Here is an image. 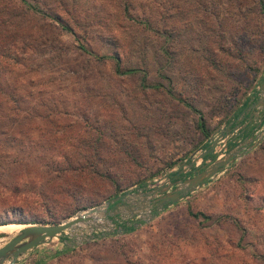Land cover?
Instances as JSON below:
<instances>
[{
    "label": "rangeland",
    "instance_id": "obj_1",
    "mask_svg": "<svg viewBox=\"0 0 264 264\" xmlns=\"http://www.w3.org/2000/svg\"><path fill=\"white\" fill-rule=\"evenodd\" d=\"M29 1L51 8L52 16L59 13L75 32L47 16L27 19L39 31L36 40L21 45L25 80L16 86L27 96L23 114L38 123L25 121L64 142L52 149L11 145L7 138L22 129L15 122L16 132L0 136V198L9 194L6 175L27 173L30 165L45 172L59 163L68 171H94L85 203L92 207L60 224L116 198L150 193L190 170L204 145L227 134L230 124L239 125L248 107L264 99V17L255 0ZM126 2L137 23L122 13ZM110 56H119L123 70L139 72L117 75L116 63L102 60ZM249 98L252 104L233 121ZM200 114L209 143L198 129ZM3 124L1 129L9 127ZM39 132L34 126L33 136ZM257 133L264 135V119ZM236 162L147 224L142 220L149 209L136 198L144 210L132 219L137 230L130 234L90 240L123 229L137 207L124 209L112 223L98 217L79 225L64 234L65 243L56 238L17 264H264V141ZM112 205L109 214L117 211ZM13 206L0 202V224L25 220ZM19 232L0 234V249ZM64 244L74 250L57 255Z\"/></svg>",
    "mask_w": 264,
    "mask_h": 264
},
{
    "label": "trees",
    "instance_id": "obj_2",
    "mask_svg": "<svg viewBox=\"0 0 264 264\" xmlns=\"http://www.w3.org/2000/svg\"><path fill=\"white\" fill-rule=\"evenodd\" d=\"M254 4L258 6L259 14L264 17V0H255ZM50 11L51 8H48V10L40 9L29 0H11L10 3L9 1L6 3L5 0H0V127L4 125L3 121L9 125V127L4 130L0 128V136L13 134L16 129L15 122H18L22 125V129L20 131L18 130V132L15 131L17 134L16 137L7 138V140L11 145H17L19 148L32 146L33 149H52L55 148L58 143L64 142L63 138H55L54 136L46 137L44 133H47V131L42 130L41 126L30 124L25 121L27 118H33V123H38V120L35 119L34 116H30L31 114H23L22 101H24L27 96L16 87L19 82L25 80V74L21 71L24 67L21 54L24 52H22L21 45L36 40L35 35L39 31L34 25H29L31 21L28 22L27 19L36 18L38 16H43L42 18H44L47 16L54 20L62 30L75 33L73 27L65 24L59 13L52 16ZM62 11L64 12V10ZM65 12L68 13L66 10ZM122 13H124L125 17L128 19L137 23L135 18L131 16V4L129 2L125 3ZM83 49L85 48L82 46V50ZM102 60H112L115 62L116 74L120 76L134 75L139 72V69L136 68L123 70L119 56L104 57ZM251 99L249 98L235 113V116L232 118L233 121L240 117L246 108L252 104ZM188 106L194 112L197 111L194 107ZM262 114L264 115V112H262L261 115ZM243 123H246V126H242V136L244 138H253L255 130L260 123L249 121L247 117H245ZM34 126L40 130L35 136L32 134ZM198 129L203 136V140L205 142L210 141L211 134L201 114L198 122ZM25 130L28 131L25 132ZM18 133L21 134V137L18 136ZM2 143L0 139V145ZM237 145V141L231 140L228 144V151L235 149ZM203 147L202 153H205L210 148V144L204 145ZM65 161L68 162L69 159L65 157ZM74 162L75 161H72V163ZM57 168L51 167V169L48 168L45 172L39 167L36 169L34 165H30V170H28L27 173L25 170L13 171L6 175L10 183L7 185L9 194L6 195V197L0 198V202L8 206L14 205L11 208L23 215L25 220L5 222L1 223L0 226L7 225L8 223L16 225H59L62 221L74 217L81 210L92 207V204L88 205L85 203L88 195L92 193L96 182L94 171L82 172V169L78 167L80 172H76L78 169L74 166L68 171L63 168V165L60 163L57 165ZM178 174L179 172L171 177L173 178ZM0 179L2 178L0 177ZM213 179L206 184H209ZM26 182L31 183L26 184ZM23 185L26 186L23 188ZM24 189H28L31 193H25ZM18 204H22V206ZM19 209L20 211H18ZM58 212L63 213L61 218L57 217L58 214L56 213ZM192 215L196 218L201 216L204 217V215L200 214L192 213ZM47 217L48 219H46ZM49 219L53 221L49 223ZM133 223V221H128L120 226L124 229V234H130L137 230ZM59 239L63 240L64 243L66 241L64 239V234L61 235ZM64 245L65 250L59 252L57 255L74 250L73 248H69L68 244Z\"/></svg>",
    "mask_w": 264,
    "mask_h": 264
},
{
    "label": "water",
    "instance_id": "obj_3",
    "mask_svg": "<svg viewBox=\"0 0 264 264\" xmlns=\"http://www.w3.org/2000/svg\"><path fill=\"white\" fill-rule=\"evenodd\" d=\"M264 90V85L262 86ZM260 107V113L264 112V99L251 105V108ZM260 119V127L263 124L264 115L262 114ZM264 141V135L256 134L253 138H246L242 145L237 146L235 149L228 152V154L221 160L215 161L211 164L195 167L196 163L205 158L212 156L220 142V139H212L210 148L203 153L199 158L194 160L190 165V170L180 172L178 176L193 173L192 177L185 180H178L175 183L163 185L157 187L150 193H144L143 190L138 194L125 195L120 198H116L108 202L105 206L106 220L112 223L115 218H119L123 213L115 215L107 213L111 204H117L120 206H129V201L141 198L140 203H144L147 209H149L148 216L142 221L147 224L157 218L158 215L164 213L168 208L180 203L191 194L195 193L201 187H203L210 180L215 178L217 175L224 173L229 167L235 164L236 161L242 159L245 155L251 152L253 149L258 147ZM161 195L160 197H157ZM135 202V201H134ZM99 208V207H98ZM93 208L88 210L85 214L77 216L76 218L54 226H43V225H29L27 228L22 230L13 240L7 243L3 248L0 249V264H5L9 259V264H17L19 258L31 251L34 248L40 247L61 235L66 234L68 231L76 229L79 225L93 222L95 219L91 218L92 214L98 213L99 209ZM137 211H132L127 219L141 217L142 210L144 207H137ZM141 210V211H140ZM137 227V226H136ZM98 228V227H96ZM116 234H124V229H120L117 233L105 232L99 236L90 237V240H101Z\"/></svg>",
    "mask_w": 264,
    "mask_h": 264
},
{
    "label": "built area",
    "instance_id": "obj_4",
    "mask_svg": "<svg viewBox=\"0 0 264 264\" xmlns=\"http://www.w3.org/2000/svg\"><path fill=\"white\" fill-rule=\"evenodd\" d=\"M243 121H244V119H243ZM258 134V133H257ZM240 137V138H239ZM238 138V139H237ZM216 139H220V142H219V144H218V146H217V148H216V150H215V153L210 157L211 158V160H209V162H207L208 161V159L207 160H205V161H203V160H201V161H199V162H197L196 163V165H195V167L194 168H196V167H199V166H202L203 165V163L204 162H207L208 164H211V163H213V162H215V161H218V160H221V159H223L227 154H228V152H230V151H228V144L230 143V141L233 139V141H237V143H239V145L242 143V139H243V136H242V134H241V130H240V127H238V129L237 130H235L234 131V133H232L231 134V136H224V135H218L217 137H216ZM239 145H237V146H239ZM207 164V165H208ZM168 183L170 184L171 183V180L170 181H168ZM168 183H166V184H163V183H161V184H157V186L152 190V191H154L157 187H161V186H163V185H168ZM160 196V195H159ZM137 200V199H136ZM139 200H141V198H139ZM137 201H135V203H136ZM129 205H130V203H129ZM130 210V209H129ZM130 220V219H129ZM128 220V221H129ZM119 221V219H116V221L114 222V223H116V222H118ZM130 221H133L132 219L130 220Z\"/></svg>",
    "mask_w": 264,
    "mask_h": 264
},
{
    "label": "crops",
    "instance_id": "obj_5",
    "mask_svg": "<svg viewBox=\"0 0 264 264\" xmlns=\"http://www.w3.org/2000/svg\"><path fill=\"white\" fill-rule=\"evenodd\" d=\"M256 107H254V108H250V107H248V110L245 112L246 114L244 115V119H245V117H247L248 119H250V118H254V119H256L257 120V117H259L258 116V111L260 110V108H259V110H258V107H257V109H255ZM253 115H254V117H253ZM250 121V120H249ZM241 122V121H240ZM241 126V124H239L238 125V123L236 124V126L234 127V128H230L231 127V124L228 126L229 128L227 129L226 128V130L225 131H227V134H225L224 136H231V134L232 133H234V131L235 130H237L238 129V127H240ZM212 137V136H211ZM211 140V139H210ZM232 141H233V139H232ZM244 141V140H243ZM237 162H235V164H236ZM235 164H233L231 167H229L230 169H232V167H234V165ZM228 171V169L224 172V173H222V174H219V175H223V174H225L226 172ZM206 185V184H205ZM204 185V186H205ZM203 186V187H204ZM202 188V187H201ZM200 188V189H201ZM198 191V190H197ZM134 201H136V200H132V202L131 201H129L130 202V205L127 207V205H123V206H120V205H117V204H113L112 206H111V208H116V212H114V213H112V215H115V214H118V213H122V212H124V209H125V211L127 210V211H131V210H134L135 209V207H137V203H135ZM182 201H184V200H182ZM181 201V202H182ZM180 202V203H181ZM129 209H131V210H129Z\"/></svg>",
    "mask_w": 264,
    "mask_h": 264
},
{
    "label": "bare ground",
    "instance_id": "obj_6",
    "mask_svg": "<svg viewBox=\"0 0 264 264\" xmlns=\"http://www.w3.org/2000/svg\"><path fill=\"white\" fill-rule=\"evenodd\" d=\"M98 209H99L98 213L92 214L91 218L92 219H97L98 217H100V218L103 217V219L106 221V218L104 217V215H105V207L102 206V207H99ZM25 228L26 227L23 226V225L8 224V225L0 226V234L7 233V232H12V231H20L21 232ZM18 234H16L15 236H17Z\"/></svg>",
    "mask_w": 264,
    "mask_h": 264
},
{
    "label": "flooded vegetation",
    "instance_id": "obj_7",
    "mask_svg": "<svg viewBox=\"0 0 264 264\" xmlns=\"http://www.w3.org/2000/svg\"><path fill=\"white\" fill-rule=\"evenodd\" d=\"M261 116V115H260ZM239 124H241V128H240V130H242V126L244 127V126H246V123H243V121L241 122V123H239ZM240 138V137H239ZM238 139V138H237ZM244 139H246V138H243L242 139V141L244 140ZM236 141V140H235ZM238 145H239V143H238ZM208 159V161L207 162H209V160H211V158L210 157H208V158H205V160H207ZM207 162H205V165H207L208 163ZM192 175H193V173H189V174H184V175H181L180 177H178V180H185V179H187V178H190V177H192ZM174 178V177H173ZM170 180H172V178H169ZM161 196V195H160Z\"/></svg>",
    "mask_w": 264,
    "mask_h": 264
}]
</instances>
